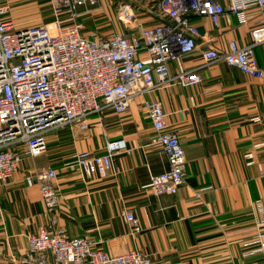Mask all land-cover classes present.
Instances as JSON below:
<instances>
[{
	"label": "crops",
	"instance_id": "1",
	"mask_svg": "<svg viewBox=\"0 0 264 264\" xmlns=\"http://www.w3.org/2000/svg\"><path fill=\"white\" fill-rule=\"evenodd\" d=\"M157 1L100 0L92 12L81 13L83 31L138 33L143 25L161 20ZM124 2L136 13L129 23L118 14ZM8 4L18 28L53 19L50 0ZM247 16L241 23L230 14L219 25L208 17L194 19L201 30L197 48L170 62V73L197 68L198 84L164 85L135 96L123 113L106 108L92 115L88 129L71 124L48 132L47 151L25 157L8 181L0 182V264H19L13 259L26 253L28 237L49 223L39 186L27 183L29 174L47 167L58 171L54 216L71 237L92 238L97 248L112 254L145 252L154 264H264V251L256 242L264 233L256 205L262 202L264 217V79L224 60L203 66L206 49L226 52L230 40L250 43L252 28L264 20V8H250ZM255 53L264 65L263 48L256 47ZM148 100L161 101L184 149L185 182L175 194L152 190V177L170 165L163 148L153 142ZM118 139H125L131 151L113 156L108 175L88 177L71 164L77 153H105L108 142ZM129 211L140 220L139 232L131 231Z\"/></svg>",
	"mask_w": 264,
	"mask_h": 264
},
{
	"label": "built area",
	"instance_id": "2",
	"mask_svg": "<svg viewBox=\"0 0 264 264\" xmlns=\"http://www.w3.org/2000/svg\"><path fill=\"white\" fill-rule=\"evenodd\" d=\"M9 0H0V182H7L25 157L47 151L48 132L76 124L88 129L90 117L112 108L123 113L137 95L171 83L193 86L201 81L198 69L170 73V62L191 54L197 48L200 27L195 18L208 17L219 25L223 17L235 14L248 21L250 8H264V0H158L160 21L143 25L138 33L112 32L102 36L84 33L81 13H90L100 0H50L53 19L45 24L18 28L10 18ZM118 14L124 23L132 22L135 9L124 2ZM264 51V20L251 30V41L241 46L230 40L226 52L209 48L203 52V66L224 60L241 72L264 79L256 47ZM153 129V142L160 145L169 160V169L152 177L156 194H175L185 182L186 157L178 132L166 121L159 100L145 104ZM125 139L110 141L102 154L82 151L72 165L90 177L106 176L113 156L130 152ZM58 171L47 167L27 176L29 186L38 185L49 223L28 237L26 253L13 259L19 264H154L141 251L112 254L96 247L85 236L71 237L54 216L59 206L56 189ZM259 224H264L263 205L256 202ZM132 233L141 230L140 220L129 211ZM264 251V233L256 237Z\"/></svg>",
	"mask_w": 264,
	"mask_h": 264
},
{
	"label": "rangeland",
	"instance_id": "3",
	"mask_svg": "<svg viewBox=\"0 0 264 264\" xmlns=\"http://www.w3.org/2000/svg\"><path fill=\"white\" fill-rule=\"evenodd\" d=\"M138 18H142V15L141 16L139 15ZM131 30L134 31L135 29H131Z\"/></svg>",
	"mask_w": 264,
	"mask_h": 264
}]
</instances>
